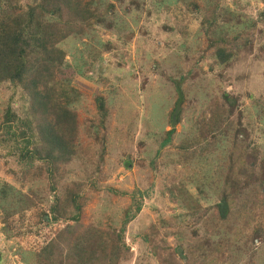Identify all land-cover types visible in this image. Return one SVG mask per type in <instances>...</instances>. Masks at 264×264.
<instances>
[{"label": "rangeland", "instance_id": "obj_1", "mask_svg": "<svg viewBox=\"0 0 264 264\" xmlns=\"http://www.w3.org/2000/svg\"><path fill=\"white\" fill-rule=\"evenodd\" d=\"M108 1L119 13L122 8L128 11L131 1L144 7L137 20L127 18L131 32L123 29L118 34L97 26L94 35L64 44L69 66L58 77L69 79L79 90L71 109L79 123L80 157L60 165L55 177V169L50 171L39 161L21 164L19 150H11L12 142L0 133V181L9 184L0 200V264H29L31 259L25 258L56 229L65 227L69 219L63 211L70 215L67 185L71 183L81 205L71 243L77 237L86 242L88 256L120 246L117 264L231 261V247L248 242L239 238L240 244L231 245L223 229L205 225L214 211L197 213L201 220L183 216L180 200L167 189L178 183L176 175L199 197L211 171L196 160L186 166L164 165L172 153L183 152L180 142L194 136L197 120L208 118L220 106L222 92L239 97V109L251 114L245 120L251 134H237L233 128L224 137L247 146L245 151L236 149L237 156L244 151L253 158L248 154L255 147L264 155V20L260 19L264 0H216L236 10L243 26L238 28L237 55L215 68L203 30L198 33L201 0H193L188 9L180 1L181 10L174 0H121L122 7L119 0ZM101 43L109 45L103 48ZM98 50L101 56L94 58ZM101 101L104 115L97 107ZM7 104L16 116L15 128L20 129L19 123L26 119L21 91L0 82V116ZM228 122L219 127L228 130ZM170 129V141L161 145ZM18 190L23 193L18 208L7 213ZM136 200L140 208L134 213ZM210 202L200 199L202 207ZM129 208L134 216L123 223L122 210ZM53 211L60 213L57 220L51 217ZM259 243L254 239L253 248ZM250 256L243 254L239 264H249Z\"/></svg>", "mask_w": 264, "mask_h": 264}, {"label": "trees", "instance_id": "obj_2", "mask_svg": "<svg viewBox=\"0 0 264 264\" xmlns=\"http://www.w3.org/2000/svg\"><path fill=\"white\" fill-rule=\"evenodd\" d=\"M180 1L186 3L187 9L195 3L193 0H174L179 10ZM201 2L203 17L197 29L198 33L203 30L202 35L211 49V66L215 68L226 64L239 52L236 43L240 39L238 28L243 26V21L236 10L216 0ZM119 4L122 7L121 0ZM129 6L128 11L122 8V14L116 10V4L108 0H0V82L20 89L26 113V119L19 123L20 129H16V116L10 104H7L0 116V133L4 132L12 142L11 150H19L21 164L26 162L31 165L39 161L47 169L51 167L50 171L55 169L56 177L60 165L80 157L79 123L75 111L71 109L78 100L79 90L70 84L69 79L58 77L63 68L69 66L64 44L94 35L97 26L118 34L123 29H127L126 33L128 30L131 32L127 18L137 20L144 5L139 7L137 2L131 1ZM260 19L264 20V13ZM101 44L103 48L109 45ZM100 56L101 51L98 50L93 57ZM79 76L84 78L83 75ZM177 88L180 100V87ZM221 99L215 112L211 110L208 118L201 116L197 120L198 129L192 131L194 136L181 140L179 148L183 152L172 153L164 165L173 168L176 163L186 166L190 161H203L205 169L211 173L205 179V189L199 190L201 196H193L176 175L174 180L178 183L173 182L167 189L171 196L180 200L185 212L183 216L201 220L196 217L197 213L209 215L214 211L216 215H211L205 225L223 229L231 245L240 244L239 238L248 242L246 246L240 244L239 247H231L232 260L219 264H239L238 259L247 252L251 253L249 264H264V155L255 147L248 154L254 157H246L244 151L247 146L242 142L243 145L238 144L234 138L224 137V133L233 128L237 134H251L245 122L251 118V114L245 115L239 109V97L222 92ZM97 107L104 115L102 101L97 103ZM225 120L229 121L228 130L224 129V125L219 127ZM171 130H168L161 145L170 141ZM236 149L244 151L237 156ZM8 185L0 181V200L7 193ZM67 186L71 194V212L68 215L62 211L69 220L63 229H56L53 236L25 260L31 259L29 264H117L121 256L120 246L110 252H94L88 256L86 242L77 237L71 243L75 230L79 228L81 205L77 203L72 183ZM17 192L19 196L15 203L12 201V210L7 213L18 208L17 202L23 193L20 190ZM200 199H211V202L202 207ZM139 206L140 202L136 200L134 213ZM60 207L59 211L62 205ZM122 211L123 223L134 216L130 208ZM59 216L60 213L53 211L51 217L57 220ZM254 239L260 240L256 248H253ZM217 255H222V252L219 251Z\"/></svg>", "mask_w": 264, "mask_h": 264}]
</instances>
